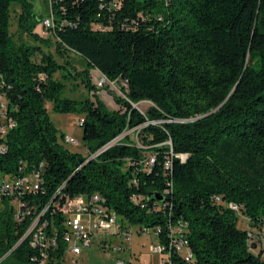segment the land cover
Masks as SVG:
<instances>
[{
    "label": "trees",
    "instance_id": "16d2710c",
    "mask_svg": "<svg viewBox=\"0 0 264 264\" xmlns=\"http://www.w3.org/2000/svg\"><path fill=\"white\" fill-rule=\"evenodd\" d=\"M33 2L0 0V94L17 122L0 154V264H64L62 210L51 205L27 235L57 195L97 196L161 244L180 226L192 264H264V0H47L48 39L35 33ZM92 71L121 83L120 109L98 96ZM78 79L92 96H66ZM142 102L147 112L135 108ZM48 104L82 116L90 156L65 149ZM132 130L139 144L125 135ZM34 173L40 191H25L20 204L1 192L4 179ZM40 229L44 248L31 245Z\"/></svg>",
    "mask_w": 264,
    "mask_h": 264
},
{
    "label": "rangeland",
    "instance_id": "374dc122",
    "mask_svg": "<svg viewBox=\"0 0 264 264\" xmlns=\"http://www.w3.org/2000/svg\"><path fill=\"white\" fill-rule=\"evenodd\" d=\"M34 11L37 16L41 18L40 27L35 30V33L38 34L43 39H48L50 33L44 30L41 24L50 17V8L47 0H34ZM12 27L11 33L16 35L15 41H18V23L17 16L21 12L18 6L12 7ZM24 40L28 44H35L32 39L24 36ZM47 51V49H44ZM49 51L57 58V60L62 63V58L56 53L55 46H52ZM65 59H69L72 63V66L77 71H83L85 64L83 61L74 54H67ZM92 80L94 83H97V80L102 78L98 72H91ZM60 76L58 75V78ZM97 85V84H96ZM121 83H110L103 88L97 90L98 96L106 104L110 110H118L120 106L114 101V95L121 96L120 90ZM66 96L83 99L87 96H92L86 90L85 85L82 84L81 80H74L67 82ZM151 104L149 102H142L136 107L143 113L147 112ZM48 111L50 118L60 134H64L67 137H71L77 141L78 145L67 144L64 142L65 149L73 153H78L83 156H90L86 144L83 142V131L80 126V120L82 119L81 115H76L73 113L69 114H60L55 113L52 110V105L48 104ZM142 128H138L139 132ZM137 132L134 130L127 132L125 135H129L134 142L139 144L137 140ZM122 139L120 137L117 141ZM115 141L114 143H116ZM96 219V218H94ZM82 221L85 226L88 225L89 216L83 215ZM119 224H125V226L130 229L129 240H126L127 235H117L114 230H111L107 233H95L91 238V244L88 248L84 249L81 256L76 257L78 264H117L121 262L123 264H162V255L156 254L153 252V248L159 246L158 236L154 233L153 230L149 232H142L140 225H130L126 222H123L118 218ZM238 227L242 230L252 231L246 218H239ZM74 243L71 245L73 246ZM119 246L122 247L119 250ZM259 250V247L257 248ZM74 256L71 253V247L67 249L65 263L64 264H73ZM165 258V256H164Z\"/></svg>",
    "mask_w": 264,
    "mask_h": 264
},
{
    "label": "built area",
    "instance_id": "2783aa9c",
    "mask_svg": "<svg viewBox=\"0 0 264 264\" xmlns=\"http://www.w3.org/2000/svg\"><path fill=\"white\" fill-rule=\"evenodd\" d=\"M41 26L44 30L50 33V30L54 27L53 20L51 18H47L41 24ZM108 82L110 81L104 76H102V78L97 80L96 86L98 87V89L103 88L107 85ZM16 127L17 122L10 113L9 102L6 96L0 94V154L5 153V142L7 136ZM65 142L67 144L78 145L77 141L71 137H65ZM150 161L151 164H154L155 160L154 158H151ZM43 167V164H41L40 169H42ZM41 180L42 179H40V176L35 173L26 176L16 177L14 179L6 178L3 181L1 192L3 194H8L12 196L14 203L18 205L20 204V195L23 194L25 191L35 193L40 191ZM134 184L136 183L134 182ZM57 196L54 197L50 204L43 209L41 216H39L34 221L32 226L28 230L27 235H30L35 231V229L40 223L41 217L50 209L51 205H54L56 208L62 210L64 217H66L67 219L66 223L69 229V232L65 236V244L67 249L71 247V253L74 256L72 260L73 264H78L76 257L81 256L83 250L90 246L91 238L94 236L95 233H107L111 230H114L117 235H127L126 240H129L128 238L130 235V229H126L124 224H119L118 217L115 215V213L112 211L108 213L100 205V200L97 196L91 198L85 196H67L64 201L62 198L58 200ZM131 200L136 204L142 205L144 203V197L142 196L134 195L132 196ZM216 201L221 202L220 198L218 197L216 198ZM142 206L144 207V204ZM227 207L232 211H239V207L235 204L228 203ZM83 215L89 216L87 226L83 224ZM43 227H45V224L43 225ZM177 228H179V234L170 235V240L166 244L159 243V246H156L152 249L154 253L162 255V264H181L180 262L176 261L180 259L187 264H192L193 262V254L189 248L188 241L180 235V226ZM173 233L176 232L173 231ZM155 234L157 235V233ZM249 237L252 238L253 236L249 234ZM52 243L55 246L54 240ZM73 243L74 245L71 246ZM48 244L49 243H45V234L42 229H40L37 233L34 234L31 243L33 247L44 248V245ZM121 249L122 247L119 246V250ZM117 264L123 263L118 262Z\"/></svg>",
    "mask_w": 264,
    "mask_h": 264
},
{
    "label": "crops",
    "instance_id": "0c3cea01",
    "mask_svg": "<svg viewBox=\"0 0 264 264\" xmlns=\"http://www.w3.org/2000/svg\"><path fill=\"white\" fill-rule=\"evenodd\" d=\"M93 72V71H92ZM95 72V71H94Z\"/></svg>",
    "mask_w": 264,
    "mask_h": 264
},
{
    "label": "water",
    "instance_id": "95a60500",
    "mask_svg": "<svg viewBox=\"0 0 264 264\" xmlns=\"http://www.w3.org/2000/svg\"><path fill=\"white\" fill-rule=\"evenodd\" d=\"M135 108H136V106H135Z\"/></svg>",
    "mask_w": 264,
    "mask_h": 264
}]
</instances>
